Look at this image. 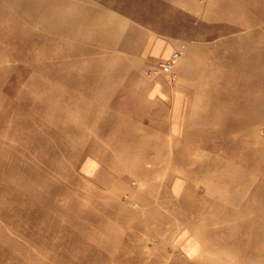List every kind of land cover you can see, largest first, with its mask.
I'll return each mask as SVG.
<instances>
[{"label": "rangeland", "instance_id": "obj_1", "mask_svg": "<svg viewBox=\"0 0 264 264\" xmlns=\"http://www.w3.org/2000/svg\"><path fill=\"white\" fill-rule=\"evenodd\" d=\"M0 264H264V0H0Z\"/></svg>", "mask_w": 264, "mask_h": 264}, {"label": "built area", "instance_id": "obj_2", "mask_svg": "<svg viewBox=\"0 0 264 264\" xmlns=\"http://www.w3.org/2000/svg\"><path fill=\"white\" fill-rule=\"evenodd\" d=\"M183 54L182 48L172 51L165 58L154 60L146 69V75L151 79H163L165 83L174 81V66Z\"/></svg>", "mask_w": 264, "mask_h": 264}, {"label": "crops", "instance_id": "obj_3", "mask_svg": "<svg viewBox=\"0 0 264 264\" xmlns=\"http://www.w3.org/2000/svg\"><path fill=\"white\" fill-rule=\"evenodd\" d=\"M169 42H167V40H163V39H157L156 41H154V43L150 46V54L153 57H163L165 56V54L168 52L169 50V46L168 44Z\"/></svg>", "mask_w": 264, "mask_h": 264}]
</instances>
